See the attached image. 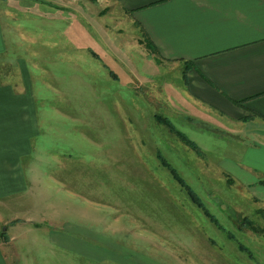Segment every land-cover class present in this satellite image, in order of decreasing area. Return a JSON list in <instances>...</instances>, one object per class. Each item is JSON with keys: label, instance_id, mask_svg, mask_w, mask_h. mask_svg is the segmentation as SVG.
Instances as JSON below:
<instances>
[{"label": "rangeland", "instance_id": "374dc122", "mask_svg": "<svg viewBox=\"0 0 264 264\" xmlns=\"http://www.w3.org/2000/svg\"><path fill=\"white\" fill-rule=\"evenodd\" d=\"M33 1L5 32L0 76L56 88L41 96L58 110L43 168L87 199L105 264H264V201L234 167L242 135L197 116L186 65L159 60L109 0H75L40 31Z\"/></svg>", "mask_w": 264, "mask_h": 264}, {"label": "crops", "instance_id": "0c3cea01", "mask_svg": "<svg viewBox=\"0 0 264 264\" xmlns=\"http://www.w3.org/2000/svg\"><path fill=\"white\" fill-rule=\"evenodd\" d=\"M74 1L34 0L33 31L47 24L52 30L53 22L56 30L57 20L74 14L67 10ZM109 1L129 14L159 60L186 65L184 94L197 116L240 132L244 145L234 167L264 201V0ZM23 12L20 0H0V58L5 32L19 28L11 24ZM46 92L57 90L35 87L23 75L16 83L0 76V264H74V256L105 264V234L83 224L87 199L43 168L56 157L44 148L58 117L41 100Z\"/></svg>", "mask_w": 264, "mask_h": 264}, {"label": "trees", "instance_id": "16d2710c", "mask_svg": "<svg viewBox=\"0 0 264 264\" xmlns=\"http://www.w3.org/2000/svg\"><path fill=\"white\" fill-rule=\"evenodd\" d=\"M149 45H150V47H151V49H153V46L149 43ZM162 122H166V120H164V121H162ZM168 127H169V124L168 123H165ZM176 134H178L177 132H176ZM180 137H182V138H184L181 134H178ZM185 139V138H184ZM190 144V143H189ZM191 145V144H190ZM262 184H264V181H262ZM193 196V195H192ZM192 198H194V197H192Z\"/></svg>", "mask_w": 264, "mask_h": 264}]
</instances>
